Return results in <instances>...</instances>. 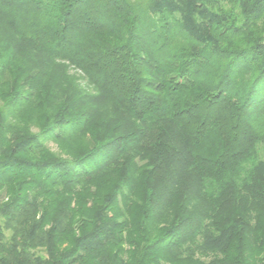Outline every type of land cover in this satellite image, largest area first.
<instances>
[{"label":"trees","instance_id":"1","mask_svg":"<svg viewBox=\"0 0 264 264\" xmlns=\"http://www.w3.org/2000/svg\"><path fill=\"white\" fill-rule=\"evenodd\" d=\"M0 264H264V0H0Z\"/></svg>","mask_w":264,"mask_h":264},{"label":"rangeland","instance_id":"2","mask_svg":"<svg viewBox=\"0 0 264 264\" xmlns=\"http://www.w3.org/2000/svg\"><path fill=\"white\" fill-rule=\"evenodd\" d=\"M51 148H52V149H54V150H56V147H55V146H53V145H51Z\"/></svg>","mask_w":264,"mask_h":264}]
</instances>
